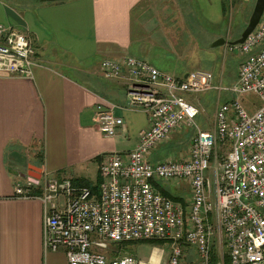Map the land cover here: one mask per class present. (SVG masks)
I'll return each mask as SVG.
<instances>
[{"label":"built area","instance_id":"built-area-1","mask_svg":"<svg viewBox=\"0 0 264 264\" xmlns=\"http://www.w3.org/2000/svg\"><path fill=\"white\" fill-rule=\"evenodd\" d=\"M228 47L242 57L228 89L216 85L209 71L175 77L131 56L100 62L104 80L125 85L120 109L143 112L148 127L133 151L104 157L97 193L47 174L40 180L17 174L13 196L42 202L45 252H62L67 264H154L114 246L159 241L169 244L168 259L160 264H182L189 250L196 264H212L218 236L230 264H264V8L246 40ZM35 56L29 36L0 25L1 74L32 80ZM209 91L232 98L219 104L213 127L206 131L195 122L200 109L188 98ZM245 94L256 95L261 103L252 115L238 100ZM116 108L94 107L93 122L105 138H114L124 126ZM183 130L194 132L187 152L151 163L153 151ZM153 181L186 182L188 207L162 195Z\"/></svg>","mask_w":264,"mask_h":264},{"label":"crops","instance_id":"crops-1","mask_svg":"<svg viewBox=\"0 0 264 264\" xmlns=\"http://www.w3.org/2000/svg\"><path fill=\"white\" fill-rule=\"evenodd\" d=\"M225 7L226 0H0V25L29 36L38 61L32 80L0 73V264H67L62 252L44 251L42 202L13 196L18 173L29 176L33 166L57 180L100 185L104 157L133 151L148 127L143 112L120 109L125 85L104 80L100 62L131 56L184 77L198 54L220 39L216 26L225 20ZM188 100L201 111L199 128L212 129L213 114L202 115L208 101ZM100 104L116 106L114 114L124 122L114 138L102 136L93 122ZM193 133L171 135L153 151L151 163L178 156ZM161 185L162 191L155 189L188 207L186 182ZM155 252L152 263L167 261L163 250Z\"/></svg>","mask_w":264,"mask_h":264},{"label":"rangeland","instance_id":"rangeland-1","mask_svg":"<svg viewBox=\"0 0 264 264\" xmlns=\"http://www.w3.org/2000/svg\"><path fill=\"white\" fill-rule=\"evenodd\" d=\"M254 3L255 0H249V2L248 0H226L227 7H225V20L219 26H216L218 32H220V38L227 39L228 41H235L240 38L241 33L248 23ZM205 35L206 33L204 36ZM209 40L210 37L206 36V43ZM211 45L212 44H210L207 48H204L206 52H201L198 54V61L194 63V70L211 72L214 75L215 84H220L222 88L228 89L234 85L236 81L237 69L242 57L239 53L230 50L226 45L223 47L210 48ZM199 49L200 48H194V54L198 53ZM200 97L207 100L209 103L208 106H204V111H202V115L204 117L212 116V114L214 117L219 104L224 103L232 98V96L227 92H222L221 95H218L216 91H209L204 95L197 96L196 98ZM238 100L243 109L249 115L255 113L261 106L258 97L254 94L241 95L239 96ZM199 118L200 116L196 118V123L198 122ZM186 151L187 149L182 150V154H184ZM207 175H209L211 178L210 172H208ZM30 176L36 178L35 176ZM156 242L158 243H152L150 241L124 243L114 247H116V249H118L122 254L133 255L146 262L151 257L156 255L155 249L160 251L163 250L164 257L166 254H168L169 244L159 241ZM220 242L221 240H219L218 236H216L215 247L218 251L219 257L217 264H223V260L221 259L227 250L222 242V245H220ZM182 264H196L193 251H188V257L182 262Z\"/></svg>","mask_w":264,"mask_h":264},{"label":"water","instance_id":"water-1","mask_svg":"<svg viewBox=\"0 0 264 264\" xmlns=\"http://www.w3.org/2000/svg\"><path fill=\"white\" fill-rule=\"evenodd\" d=\"M35 1H38L39 3H55V2H61L67 0H35ZM263 8H264V0H255L251 15L248 19V23L245 29L243 30V32L241 33L240 38L235 41H228L226 39L220 38L217 41H215L211 47L217 48V47H223L225 45L236 46L242 44L257 26L263 12ZM28 169H29L28 170L29 176L32 175L36 177L35 179L37 180L40 179L41 170L39 168L30 166Z\"/></svg>","mask_w":264,"mask_h":264},{"label":"trees","instance_id":"trees-1","mask_svg":"<svg viewBox=\"0 0 264 264\" xmlns=\"http://www.w3.org/2000/svg\"><path fill=\"white\" fill-rule=\"evenodd\" d=\"M224 11H225V10H224ZM226 102H227V101H226ZM72 184H73L75 187H77V188H88V189H89L91 192H93V193H97V192H98V188H99V185L92 186L90 183L85 182V181H83V180H82V181H74ZM99 184H100V183H99ZM152 184L154 185V187H155L156 189H159L160 191L163 190V186L161 185V183L153 181ZM35 193L37 194L38 191H35ZM165 195H166L165 197H167V198H169V199L175 201V199L172 198L171 195H168V194H166V193H165ZM150 242H152V243H158V242H156V241H150ZM224 246H225V243H224ZM212 251H213V252H212V264H217V263H218V253H217V250H216L215 247H214ZM222 260H223V261H222L223 264H230L227 250H226V252L224 253Z\"/></svg>","mask_w":264,"mask_h":264},{"label":"bare ground","instance_id":"bare-ground-1","mask_svg":"<svg viewBox=\"0 0 264 264\" xmlns=\"http://www.w3.org/2000/svg\"><path fill=\"white\" fill-rule=\"evenodd\" d=\"M152 259H153V260H156V259H155V256H153Z\"/></svg>","mask_w":264,"mask_h":264}]
</instances>
